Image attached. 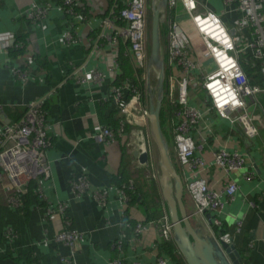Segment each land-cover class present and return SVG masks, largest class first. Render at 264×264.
Listing matches in <instances>:
<instances>
[{
    "label": "crops",
    "instance_id": "1",
    "mask_svg": "<svg viewBox=\"0 0 264 264\" xmlns=\"http://www.w3.org/2000/svg\"><path fill=\"white\" fill-rule=\"evenodd\" d=\"M44 1L0 0V39L23 43L21 50L0 46V131L5 124L18 122L33 102L42 100L51 140L46 151L51 170L48 176L40 178L43 193V197L39 196L40 202L30 197L25 205V189L18 206H13L8 201L14 192L12 183L7 177L4 182L0 181V230L12 227L16 233L11 240L0 235V264H65L62 258L69 256L70 249L56 240V235L65 228L85 233L77 246L76 264H109L120 256L112 243L121 237L125 240L121 252L124 264H158L159 258L175 264L167 241L159 236L154 223L157 220L151 214L154 203L143 198L149 193L146 183L142 181L145 184L142 192L136 189L135 200L131 201L126 192L129 199L125 202L120 193L122 172L137 177L142 170L143 178L154 176L145 172L151 169L150 165L135 169L134 155L129 152L133 129L141 128L148 134V122L139 117L141 109H135L136 117L127 121L124 133L119 135L120 113L112 99L115 85L124 81L135 84L128 72L139 78L134 58L124 61L132 52L120 34L119 28L123 26L115 10L129 0H76L81 9L75 17L65 14L62 0H49L51 6L43 19L35 22L29 19L27 14L33 4ZM159 1L148 0V41L151 27L148 10ZM199 1L221 14L228 25L239 16L237 11L225 12L223 0ZM165 10L168 8L161 12ZM184 15L188 16L185 11ZM161 24L163 54L167 58L168 24ZM68 31L74 40L66 39ZM106 34L117 36V42L106 39ZM245 34L250 37V30ZM255 63L259 83L263 75L260 62ZM21 66L30 71L25 81L15 75V69ZM166 68L168 76L177 74L176 70ZM91 69L101 71L105 79L82 82V76ZM149 70L151 79L153 71L157 72L146 68L142 73L146 86ZM125 96L129 98L131 93L125 90ZM192 103L203 111L201 122L192 130L197 142H205L204 150L197 153L207 162L203 176L217 190H222L231 180L239 188L234 199L225 198L223 208L210 212L212 219L222 221L220 226L212 224L207 213L195 214V202L189 193L185 198L188 211L217 238L229 233L237 244L242 264H264V94L249 107L259 128L255 137L247 136L240 125H231L214 110H208L205 103L195 100ZM142 105L146 108L149 104L142 102ZM104 126L115 131L113 141L102 143L93 138ZM220 148L245 153L244 170L226 173L216 166L213 153ZM248 171L253 173L250 180L245 176ZM80 174H87L91 181V190L84 195H76L71 187L72 178ZM180 174L185 182L191 173L180 167ZM102 188L108 190L105 205L99 204L92 194L93 190ZM59 203L67 205L64 213L57 210ZM238 221L242 222L239 231ZM126 222L134 225L141 222L147 229L137 235L125 226Z\"/></svg>",
    "mask_w": 264,
    "mask_h": 264
},
{
    "label": "built area",
    "instance_id": "2",
    "mask_svg": "<svg viewBox=\"0 0 264 264\" xmlns=\"http://www.w3.org/2000/svg\"><path fill=\"white\" fill-rule=\"evenodd\" d=\"M46 1V2H45ZM43 3H34L27 14L32 21L43 19L51 6L49 0ZM76 0H64L63 10L69 17H75ZM225 12L237 11L239 16L228 25L221 14L207 8L199 0H168L167 8L174 10L182 6L188 14L190 26L180 23L167 10L160 14L161 23L167 22L169 35V49L165 58V68L176 70L167 78L168 98L173 104V130L175 135L174 149L179 167L187 168L190 176L186 178L185 188L195 202V214L217 212L224 206V199H234L238 191L236 181H229L222 190L210 186L203 172L207 168L206 159L202 154L205 142H197L192 130L198 126L203 118V111L192 103L202 102L208 110H214L220 117L227 119L231 125H240L243 132L249 137H255L259 128L255 124L254 116L249 112L251 103L258 101V96L264 94V0H223ZM148 0H129L121 9L119 18L125 22L120 34L130 42L133 58L138 66L147 68L150 51L148 43ZM235 29V33L231 32ZM246 30H250V37ZM106 39L117 42V36L106 34ZM66 39L74 40L73 34L68 31ZM1 40L0 46L5 49L21 50L23 43ZM251 54L254 61L260 62L262 80L259 84H252L242 64V55ZM214 63V69L205 68L204 62ZM255 61V62H256ZM255 62H252L254 65ZM29 68L25 66L15 69L16 77L25 81L29 76ZM104 74L97 70H89L80 79L82 82L93 80L102 82ZM204 91V97L197 93ZM125 90L131 93L127 98ZM113 101L119 108L120 125L119 135L124 133L127 121L136 117L135 109H141L139 117L147 121V109L142 105L143 92L139 86L124 81L114 86ZM132 121V120H131ZM149 121V120H148ZM116 134L108 126L102 127L93 138L102 143L115 139ZM51 140L47 129V114L43 108V101L29 105L23 117L15 123L5 124L0 131V181L6 177L14 187L9 196V203L18 206L21 195L31 180H38L49 175L51 170L47 158V148ZM150 147V146H149ZM151 154V150H150ZM214 164L226 173L243 171L246 166L247 155L240 150L227 151L220 148L213 153ZM155 177L159 174L153 173ZM250 180L253 173H245ZM132 184V181H131ZM72 190L76 195H84L91 190V181L87 174L76 175L71 180ZM125 184L120 185V193L126 202L129 198L125 191ZM38 193L43 197L41 187ZM96 201L105 205L108 199V190L95 189L92 192ZM255 206V203H251ZM65 203L58 204V211L64 213ZM50 211V210H49ZM215 226H220L219 218H210ZM159 236L164 241H174L173 223L170 215L164 208L163 216L154 221ZM238 231L241 221L237 222ZM125 226L132 228L137 235L142 233L146 225L139 222L135 225L126 222ZM0 235L11 240L15 235L12 227L0 230ZM124 236V235H123ZM85 233L76 229H63L56 235V240L70 249L68 257H63L65 264H76L78 243L84 239ZM219 240L230 243L229 233L218 237ZM124 237L113 241L112 247L120 254L110 260L109 264H124L121 252L124 248ZM137 264V263H136ZM158 264H168L164 258L158 259Z\"/></svg>",
    "mask_w": 264,
    "mask_h": 264
},
{
    "label": "water",
    "instance_id": "3",
    "mask_svg": "<svg viewBox=\"0 0 264 264\" xmlns=\"http://www.w3.org/2000/svg\"><path fill=\"white\" fill-rule=\"evenodd\" d=\"M168 0H160L152 7L150 27V55L148 68L157 71L155 85L152 86L150 70L147 75L149 108L147 116L149 131L159 152V183L173 223L174 241L187 264H242V257L235 241L219 240L216 235L197 223L195 216L188 211L185 203V182L173 159L169 142L161 126V108L165 96V57L161 35V9L167 7ZM123 28H119V31ZM235 33V29H231ZM149 134L141 128L132 130L129 152L134 155L133 166L139 169L150 165ZM211 218V213L207 212Z\"/></svg>",
    "mask_w": 264,
    "mask_h": 264
},
{
    "label": "trees",
    "instance_id": "4",
    "mask_svg": "<svg viewBox=\"0 0 264 264\" xmlns=\"http://www.w3.org/2000/svg\"><path fill=\"white\" fill-rule=\"evenodd\" d=\"M63 1L62 0V5H63ZM122 7H117L115 10L118 12V15L120 14ZM75 9L78 12V14L80 13L79 10L81 9L80 6H78L77 1L75 2ZM150 20L152 18V15L149 16ZM120 24L122 26H125V22L121 21L120 19ZM162 32V30H161ZM162 35V34H161ZM128 45H130V42H127ZM150 50V49H149ZM128 56H125V60L124 57L123 60L124 61H129L131 57H133L132 54L129 55V53L127 54ZM242 64H243V68L245 70V72L247 73V75L250 78V81L252 84H259L256 81V71H255V67L253 65V63L251 62L252 57L251 54H244L242 55ZM146 70V68L144 67H140L137 65L136 67V72L139 76V78L137 76H135L133 73L128 72L127 75H129V78L132 79L135 84L139 85L142 92H143V99L142 102L144 104H147L146 98L148 96V91H147V86H146V80L141 78L142 73ZM167 78H168V70L167 68H165V96H164V100H163V104H162V108H161V114H160V119H161V126L163 129V132L169 142V146H170V150L173 156L174 161L177 164V169L180 172V167L177 163V159H176V155H175V151H174V144H175V135H174V130L173 127L171 125V118H172V111H173V104L171 103V101L168 98V83H167ZM153 84V83H152ZM129 94V93H128ZM148 99V98H147ZM139 127H143V125H139ZM152 158H151V163L150 166L152 167ZM143 174L144 171L139 170V175L137 177H130L128 174H126L125 172L121 173V178L119 179V183L125 184V191L128 192V194L131 197V201L137 199V193H136V189L139 188L142 189L144 188V183L142 181H144L146 183L145 186H147L149 188V193L145 194V196L143 197L145 201L147 202H151L154 203L153 206H151L152 208V213L154 214V218L159 219L160 217L163 216L164 213V208L168 211V207L167 204L163 198L162 195V191H161V186L159 183V178L152 176L150 179L145 177L143 178ZM129 177H128V176ZM132 181V184H131ZM40 179L38 180H31L29 182V184L26 187L27 193H26V197H25V205L28 204L30 197H33L35 201L40 202L41 200L39 199L40 195L38 193V189H39V184ZM124 182V183H123ZM150 199V200H149ZM148 203V204H149ZM167 247H169V250L171 251V253H169L171 255V259L175 264H187L183 258V256L181 255V252L179 251L175 241H169L166 244Z\"/></svg>",
    "mask_w": 264,
    "mask_h": 264
},
{
    "label": "rangeland",
    "instance_id": "5",
    "mask_svg": "<svg viewBox=\"0 0 264 264\" xmlns=\"http://www.w3.org/2000/svg\"><path fill=\"white\" fill-rule=\"evenodd\" d=\"M147 9H148V5H147ZM148 11H149L148 13H149V16H150L152 10L149 9ZM167 11H168V13H170V15L172 17H177L176 19L180 23L185 24V25L187 24V26H190L188 16L184 15V10H182L180 8V6L177 7L176 12L174 10H169V9ZM149 39H150V37H149ZM147 47H148V49H150V41H148ZM204 63H205L204 64L205 68H207L209 70H212L215 67L214 63H212L211 61L206 60ZM156 79H157V72L153 71V73H152V83H153L152 86L155 85ZM197 93L199 94L200 97H204V91L203 90L198 89ZM147 98H146V101H147V104H149V94H148ZM148 108H149V105L146 106V109H148ZM249 112L251 113L250 110H249ZM147 122H148V126H146V129H147V133L149 134L148 142H149V146H150V150H151V158H152V164L151 165H152V167H151V169L149 168L148 171L146 170L145 172L147 174L155 173V174L158 175V173L160 172V168H159V159H160L159 152H158V148L156 146L155 141L152 139V137L150 135L148 118H147ZM187 193H188V191L186 190L185 191V198L188 195Z\"/></svg>",
    "mask_w": 264,
    "mask_h": 264
},
{
    "label": "clouds",
    "instance_id": "6",
    "mask_svg": "<svg viewBox=\"0 0 264 264\" xmlns=\"http://www.w3.org/2000/svg\"><path fill=\"white\" fill-rule=\"evenodd\" d=\"M150 51V50H149ZM150 55V54H149ZM148 68V67H147ZM150 163H151V157H150Z\"/></svg>",
    "mask_w": 264,
    "mask_h": 264
}]
</instances>
